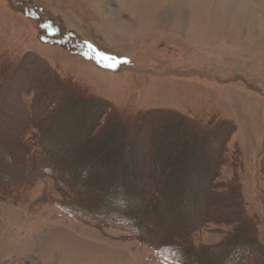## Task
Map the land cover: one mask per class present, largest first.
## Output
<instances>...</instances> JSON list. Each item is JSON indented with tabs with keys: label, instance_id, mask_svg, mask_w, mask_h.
Masks as SVG:
<instances>
[{
	"label": "rangeland",
	"instance_id": "1",
	"mask_svg": "<svg viewBox=\"0 0 264 264\" xmlns=\"http://www.w3.org/2000/svg\"><path fill=\"white\" fill-rule=\"evenodd\" d=\"M192 1L0 0V57L15 67L31 55L59 79L105 101L127 117L128 139L144 128L136 140L135 170L119 176L118 188L128 187L133 176L136 184H149L150 165L158 155L155 144L170 148L166 138L178 135L161 131L163 117H147L153 110L172 111L189 122L186 129L196 122L207 132L197 143L193 162L198 168L192 174L220 159L208 215L202 219L193 184L180 201L172 199L175 189L167 184L169 191L151 209L134 200L127 213L115 205L107 212L72 216L60 206H69L61 190L73 207L92 208L97 189L80 195L45 171L32 174L29 164L17 169L14 158L15 165L0 160V264H183L182 245L197 252L222 243L236 227L239 212L241 224H255L264 252V0H250L256 13L248 0H225L221 14L217 0L198 8L189 5ZM237 12L240 25L235 24ZM29 63L31 70L19 81L29 80L25 105L35 94L30 87L37 77ZM7 84L8 76L0 85V102ZM18 103L13 97L7 106L3 142L14 143L29 117L27 107ZM85 105L74 102L76 120ZM107 133L116 144L118 132L110 127ZM219 135H227L223 143ZM72 141L58 138L55 147ZM221 145L224 151L217 158ZM236 185L240 208L232 217ZM203 204L199 201L198 208ZM140 220L142 232L136 226Z\"/></svg>",
	"mask_w": 264,
	"mask_h": 264
},
{
	"label": "trees",
	"instance_id": "2",
	"mask_svg": "<svg viewBox=\"0 0 264 264\" xmlns=\"http://www.w3.org/2000/svg\"><path fill=\"white\" fill-rule=\"evenodd\" d=\"M29 62H32V70L37 77L34 76L35 84L30 87L35 94L29 104L25 105L24 96L27 95L23 89L26 88L29 80L26 78L24 84L19 81L21 78L24 80L23 73L31 70ZM26 67L29 69L26 70ZM38 68L41 71L40 76L37 73ZM22 69L24 71H19ZM43 75L44 78H42ZM7 76L8 89L6 88V93L1 96L0 102V160L7 164L12 161L15 165L12 159L14 158L17 169L19 166L29 164L32 174H36L37 170L45 171V174L66 185L72 192L77 191L80 195H84L83 192L87 193L97 189L96 197L93 196L95 203L92 208L73 207L71 205L73 200L69 199L70 196L63 192L64 190H61L62 197H66L62 200L68 202L69 206H62V203L60 206L72 216L87 217L88 211L97 209L107 212L115 205H118V208L123 207L121 211L127 213L134 200L135 202L142 201L143 205H148L151 209L164 196L162 194L169 191H167V184L174 187L172 199L176 201L184 199L183 196L193 184L192 187L197 186L193 191V201L197 205L198 218L207 217L206 204L211 202L213 179L217 174L220 159L210 164H203V167H200L201 170H198L195 175L192 174L198 168L193 162L199 150L197 143L207 134L196 122H191L192 127L188 130L186 128L189 122L172 111L160 109L147 112V117L157 114L163 117L160 121L162 122L160 123L161 131H171L178 135L175 139L166 138L171 149L164 144H155L158 155L150 165L152 174L149 184L140 186L136 184L133 176L128 187L118 188L121 185L119 176L127 175L128 171L135 170L136 163L133 155L138 156L140 151L136 140L143 133L144 128L139 126L137 133L133 134L134 137L128 139L129 123L127 122L129 121L127 117H123L117 109L105 101L87 96L76 85L59 79L49 67L44 68L43 64L31 55H25L15 67L6 57H0V85ZM18 83L19 86H16ZM13 97L19 102L18 104L27 107L29 117L18 127V131L13 136L14 143L3 142L4 125L9 121L7 106L13 102ZM78 101H84L86 105L81 111L80 119L76 120L71 109L74 102ZM92 109H94L93 112ZM99 122H103V125L100 126ZM60 123L61 126L53 129L56 124L60 125ZM110 127L116 130L119 136L118 142L114 145L107 140ZM152 131L155 132V130ZM51 136L54 138L52 141L49 139ZM219 136H221V142L227 137V135ZM70 137L73 139L70 145L56 149L55 143L58 138ZM186 141L189 142L187 148L185 147ZM12 148L14 150H11ZM223 151L224 147L221 145L218 147L216 157L220 158ZM119 164L120 167L117 169ZM180 165L181 169H177ZM156 167H160L161 171L158 172ZM148 189L152 193L150 191L148 193ZM231 192L233 200L237 201L232 213L234 217L236 209L240 208L238 185L234 186ZM199 201L205 203L201 209L198 208ZM218 214L220 213L216 212V215ZM240 219L241 213L239 212L234 230L225 241L212 248L200 249L196 252L182 245L184 253L180 256L183 264H264V252L258 246L255 224L250 222V225L244 226ZM136 226L141 228V232L145 229L141 220Z\"/></svg>",
	"mask_w": 264,
	"mask_h": 264
},
{
	"label": "bare ground",
	"instance_id": "3",
	"mask_svg": "<svg viewBox=\"0 0 264 264\" xmlns=\"http://www.w3.org/2000/svg\"><path fill=\"white\" fill-rule=\"evenodd\" d=\"M204 1H206V0H196V1H194V2H192V4L190 5V6H192L193 8H198L199 7V5H200V3L201 2H204ZM210 1H213V0H210ZM218 1V5H217V9L219 10V11H217V12H219L220 14L222 13V8L225 6V4H226V1L225 0H217ZM229 2V1H228ZM232 3V1H230L229 2V6H231V7H234L233 5H237L236 7H238V4H231ZM202 5V4H201ZM227 6V5H226ZM243 15V14H242ZM222 16V15H221ZM239 16H241V14L239 15V12H237V14H235V19L236 20H238V22H236L235 24H237V25H240L239 23H240V21H239V19H238V17ZM229 17V16H228Z\"/></svg>",
	"mask_w": 264,
	"mask_h": 264
},
{
	"label": "crops",
	"instance_id": "4",
	"mask_svg": "<svg viewBox=\"0 0 264 264\" xmlns=\"http://www.w3.org/2000/svg\"><path fill=\"white\" fill-rule=\"evenodd\" d=\"M248 1L250 2L251 6L253 7V11L256 13V11H255V6H254V2H252V1H250V0H248ZM192 2H194V1H192ZM192 2H189V5H191Z\"/></svg>",
	"mask_w": 264,
	"mask_h": 264
}]
</instances>
